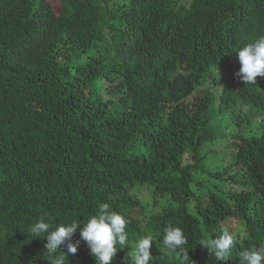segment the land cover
Returning a JSON list of instances; mask_svg holds the SVG:
<instances>
[{
    "label": "trees",
    "instance_id": "obj_1",
    "mask_svg": "<svg viewBox=\"0 0 264 264\" xmlns=\"http://www.w3.org/2000/svg\"><path fill=\"white\" fill-rule=\"evenodd\" d=\"M256 14L264 24V0H0V264H51L29 225L83 222L104 203L129 221L124 249L154 237L150 264H173L155 245L174 218L196 222L180 264L217 263L212 240L256 225L264 142L250 160L240 143L229 159L197 148L204 114L241 123L226 126L236 109L217 98L211 111L213 72ZM68 264H96L86 242Z\"/></svg>",
    "mask_w": 264,
    "mask_h": 264
},
{
    "label": "clouds",
    "instance_id": "obj_2",
    "mask_svg": "<svg viewBox=\"0 0 264 264\" xmlns=\"http://www.w3.org/2000/svg\"><path fill=\"white\" fill-rule=\"evenodd\" d=\"M261 21L257 14L249 17L247 21H242L244 30L239 31L238 34L243 33L242 36L245 37L243 44L238 48L227 49V56L220 60L222 63L213 72L217 81L212 87L215 93L211 95L212 104L209 103L211 111L217 109L214 103L217 98L222 111L227 105H232L236 109L235 118L226 121V126L239 118L241 123L238 129H233V124L228 129H224L220 121L221 114L212 115L211 112L204 114L206 123L201 126L209 130L210 138L203 144L198 142L197 148L202 156L211 154L215 159H221L224 155L229 159L237 152L235 145L240 143L243 146L247 145L248 150L240 151L237 158L250 160L248 158L250 147L263 145L264 24ZM229 90L232 91L230 96ZM202 146L203 150H201ZM213 164L214 167L218 166L214 160ZM259 182L250 180L253 186ZM141 193L143 194V191ZM250 209L252 211L248 210L249 216L252 219L253 215L255 216L256 225L253 221L251 227L241 231L237 239L230 232L225 231L211 241V247L216 255L215 260L218 261L214 264H264V204L261 205L258 213H255L252 207ZM140 210L139 207L134 209V218L144 226L147 219L142 217ZM128 223L124 215L110 210L109 205L104 203L99 206L98 213L88 217L87 220L81 222L77 217L70 222L59 224L54 230L50 218L42 215L29 225L28 234L30 233L35 239L44 236L43 240L47 241L44 247L52 257L51 264H66V261L68 264V254L75 255L81 241L86 242L96 264L121 262L150 264L153 259L151 247L155 242L154 237L146 234L136 241L134 250L124 249L128 241L126 231ZM194 223L196 222L191 217L185 221L174 218L165 223L164 237L155 246L160 252L166 250L175 252V255L169 252L173 256L171 258L173 264H180L179 259L185 261V258L177 256V252L185 247L187 241L184 234ZM78 230L80 239L73 242L72 238ZM242 240L243 244H240ZM234 245L238 248L231 250Z\"/></svg>",
    "mask_w": 264,
    "mask_h": 264
},
{
    "label": "rangeland",
    "instance_id": "obj_3",
    "mask_svg": "<svg viewBox=\"0 0 264 264\" xmlns=\"http://www.w3.org/2000/svg\"><path fill=\"white\" fill-rule=\"evenodd\" d=\"M49 3L51 4V6L54 8L55 11L58 10L59 0H49Z\"/></svg>",
    "mask_w": 264,
    "mask_h": 264
}]
</instances>
